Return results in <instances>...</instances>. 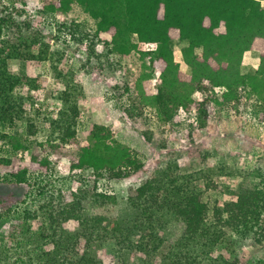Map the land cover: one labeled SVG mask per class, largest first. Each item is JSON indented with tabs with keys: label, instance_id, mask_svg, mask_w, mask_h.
I'll use <instances>...</instances> for the list:
<instances>
[{
	"label": "trees",
	"instance_id": "trees-1",
	"mask_svg": "<svg viewBox=\"0 0 264 264\" xmlns=\"http://www.w3.org/2000/svg\"><path fill=\"white\" fill-rule=\"evenodd\" d=\"M0 4L1 129L14 128L21 120L30 129L35 126L25 112L33 107L31 93L41 90L46 79L30 73L33 59L47 61L52 82L64 87L56 94L60 106L44 121L49 130L45 140L29 144L15 135L14 154L6 150L0 157V168H10L0 179L29 187L14 207L0 199V264H100L90 252L94 244L106 248L119 264H209L219 262L221 256L215 259L213 254L225 241L238 247L264 241V173L259 170L251 173L257 182L241 183L235 191L215 180L219 172L208 161L202 170L187 175L170 167L157 170L129 188L126 203L134 216L125 223L103 212L115 196L76 187L65 195L50 178L53 165L62 159L71 172L90 170L106 179L128 178L143 167L138 152L118 141L107 126L92 124L85 139L79 137L85 96L76 82L77 72L64 64L66 49H56L51 41L66 33L76 51L86 44L87 61L114 57L121 84L113 93L125 101L123 112L131 121L148 124L145 115L154 111L159 122L170 123L182 110L194 112L202 127L214 105L240 112L253 99L264 104L262 1L39 0L37 8L46 11L56 26L50 37L41 31L23 34L32 29L29 0ZM77 9L94 23L92 33L87 18L56 22V15L69 16ZM102 33L110 40L102 41ZM96 42L103 45L100 53L94 49ZM175 43L184 44L180 60L188 73L175 60ZM250 50L260 52L259 64L243 72V56ZM13 58L21 61L15 76L9 66ZM258 118L264 122V115ZM29 148L27 161L18 157L20 150ZM35 174L40 182L30 183ZM44 177L48 180L42 184Z\"/></svg>",
	"mask_w": 264,
	"mask_h": 264
},
{
	"label": "rangeland",
	"instance_id": "rangeland-1",
	"mask_svg": "<svg viewBox=\"0 0 264 264\" xmlns=\"http://www.w3.org/2000/svg\"><path fill=\"white\" fill-rule=\"evenodd\" d=\"M29 1L28 18L32 29L24 31L23 34L41 31L47 37L54 35L56 26L51 16L37 8L39 0ZM260 1L264 3V0ZM56 17L57 23L74 21L80 17L87 18V26H90L91 33L93 32L94 23L78 9L69 16L56 15ZM100 39L110 40V36L102 33ZM51 43L56 49H66L64 64L77 72L76 82L81 86L85 96L77 127L79 137L85 139L92 124L107 126L113 130L118 141L137 151L143 161V167L131 177L106 179L97 177L90 170L71 172L68 161L62 159L53 165L50 177L52 184L56 189H60L61 193L70 195L72 188L76 187L86 193L101 192L113 195L117 199L113 203L106 204L103 212L117 216L125 223L134 216V211L126 203L129 188L141 185L157 170L170 167L175 173L187 175L202 170L204 162L208 161L213 165L214 172H219L215 180L224 183L229 191L237 190L244 182H257L258 180L251 176L252 171L259 170L264 173V122H260L258 118L260 114L264 115V104L256 103L253 99L247 109L240 107V112H235L230 107L214 105L208 108L207 114L204 115L202 127L198 125L194 112L186 113L182 110L170 123L159 122L154 111H148L145 115L148 124L145 120L143 124H140L139 120L133 122L123 112L125 101L113 93V87L121 84V73L117 69L114 57L111 56L107 60L91 57L87 61V50L84 47L86 44L76 51L70 35L66 33H62L57 42L51 41ZM183 46V43H175L174 55L175 60L180 62L182 71L188 73L189 68L180 60V49ZM102 48V43L96 42L95 51L100 53ZM200 51L201 49H196L197 53ZM259 58V51L246 52L242 60L243 72L255 70ZM9 66L13 75H18L21 61L13 58ZM28 67L34 77L46 79L41 90L31 93L34 98L33 107L25 112L30 124L35 126L30 129L27 121L21 120L14 128L0 127V157L6 155V150L15 151L11 147V141H14L12 137L15 138V135L20 141L25 139L29 144L36 140H45L49 130L44 121L50 117L49 112L55 111L60 106L56 94L64 87L59 82H52L49 63L33 59ZM156 78L157 73H154L152 83L156 82ZM195 95L197 100L202 99L200 93ZM217 98H220V92H217ZM38 110L39 113H35ZM145 136L150 140L147 141ZM30 154L29 148L25 152L20 150L17 155L27 161ZM49 159L53 157L49 156ZM9 171L10 168H0V177H6ZM31 176L30 183L40 182L35 178L38 177L37 174ZM47 180L44 177L41 183ZM203 185L204 183L200 181L197 187L201 189ZM28 191L29 187L25 184L16 185L0 179V199L6 206H16L25 198ZM95 211L102 212L97 209ZM68 226L75 227L72 222H69ZM90 252L100 264H119L117 258L99 245L94 244ZM218 255L221 256L219 262L209 264H264V241L259 245L247 244L241 247L225 241L215 248L213 257L216 259Z\"/></svg>",
	"mask_w": 264,
	"mask_h": 264
},
{
	"label": "built area",
	"instance_id": "built-area-1",
	"mask_svg": "<svg viewBox=\"0 0 264 264\" xmlns=\"http://www.w3.org/2000/svg\"><path fill=\"white\" fill-rule=\"evenodd\" d=\"M61 40H64V39H61Z\"/></svg>",
	"mask_w": 264,
	"mask_h": 264
}]
</instances>
